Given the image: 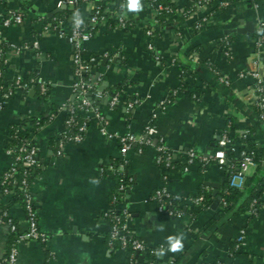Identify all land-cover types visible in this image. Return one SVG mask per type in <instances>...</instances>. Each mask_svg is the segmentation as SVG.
Returning a JSON list of instances; mask_svg holds the SVG:
<instances>
[{"label":"crops","instance_id":"0c3cea01","mask_svg":"<svg viewBox=\"0 0 264 264\" xmlns=\"http://www.w3.org/2000/svg\"><path fill=\"white\" fill-rule=\"evenodd\" d=\"M55 1L0 0V13L9 16L19 11L23 17L20 23L7 27L0 23V46H5L6 56L0 65L3 81L32 76L47 83L44 97L36 96L33 86L26 92L17 91L1 105L0 176L10 162L5 153L10 125L55 109L29 136L39 162L29 192L38 229L47 239L44 243H19L15 264H146L149 257L153 264H264V185L260 204L251 211L235 209L220 214L215 207L200 210L185 200L200 192L213 197L215 186L220 193L227 177L215 162L185 163L187 151L210 155L222 133L229 137L236 156L244 135L255 146L264 147V122L257 116L254 89L258 84L264 90V51L256 50L254 35L258 20L264 21V0L256 6L252 0L232 3L194 30L193 23L204 12L198 9L163 27L150 39V50L144 34L150 8L139 0L140 9L130 10L129 0H123L122 11L129 25L98 26L82 44L85 54L96 57L87 82L102 95L96 99L89 94V101L91 111H98L106 121V133L139 135L154 114L155 136L173 158V166L165 170L155 163L150 145L140 152L133 147L125 154L124 173L130 181L116 208L130 213V231L145 247L132 260L123 250L107 245V223L102 217L111 207L115 187L112 174L105 171L118 158L116 139L101 134L98 120L88 111L83 114L89 124L81 141L64 143L60 155L55 154L51 142L63 127L62 106L78 95L72 89L71 47L64 36L48 28L57 16ZM171 1L181 9L191 0ZM85 12L84 5L78 8L79 17ZM245 25L251 26L249 32L235 31ZM61 26L68 29V16ZM262 37L264 44V32ZM223 41L227 42V55L221 49ZM23 44L28 47L17 52L9 48ZM110 95L118 98L112 106ZM132 97L136 102L126 108L124 102ZM162 173L167 176L164 184ZM246 176L261 179L264 158L249 167ZM162 184L178 200L180 216L158 212L150 200L153 190ZM7 212L18 230H24L20 204H10ZM240 229L244 243L232 253ZM180 235L182 249L170 251L168 237ZM9 245L7 228L0 225V264Z\"/></svg>","mask_w":264,"mask_h":264},{"label":"built area","instance_id":"2783aa9c","mask_svg":"<svg viewBox=\"0 0 264 264\" xmlns=\"http://www.w3.org/2000/svg\"><path fill=\"white\" fill-rule=\"evenodd\" d=\"M6 1V0H3ZM99 3L93 2V0H56L55 8L59 9L62 6L69 7L72 9L71 12L67 15L69 18L68 29H63L64 19L62 17L54 16L52 18V25L49 26L52 31L57 33L59 36H64L67 42L71 47V63L73 66V76L74 81L72 83L73 91H77L78 95L75 100L78 101V108L82 110L83 114L91 111V104L89 101V94H92L96 99L100 98L102 93L93 88L87 82V74L89 73L90 66L95 62L96 57L90 54H85L82 44L88 41L94 34L98 26L107 25V19H115L116 22L111 28H125L128 26L127 20L125 19L122 11V2L116 3V0H98ZM153 1V0H152ZM241 1V0H235ZM254 6L257 5V1L252 0ZM189 6H187L186 17L195 12L198 9H202L204 12L201 16L193 23V29H200L207 21H210L215 12L214 8H227L232 2L229 0H191ZM84 5L86 7V12L83 17H79L77 5ZM115 4H118L120 9L118 13L113 14V8ZM149 7L150 5L147 4ZM150 8V7H149ZM153 14H159L161 11H170L169 7L161 5L159 3L154 4ZM181 9L176 8V14H179ZM22 13L19 11H14L9 16L3 15L0 13V23L2 27H7L11 24H18L22 21ZM156 19L151 15L150 23L144 28V34L148 38V43L146 45L147 49H151L150 36L154 30V25H156ZM264 26V21L258 20L256 29ZM109 27V26H108ZM47 28V26H46ZM256 50L258 52L264 51L263 37L256 36L255 38ZM34 46V45H33ZM28 46L26 44L20 46H11L9 48L14 52H17L19 49H25ZM222 52L227 55L228 47L227 42L223 41L221 46ZM5 48L0 50V65L5 63ZM86 75V76H85ZM226 82L225 80H222ZM37 86L39 94H44L47 90V83L37 79L36 77H30L27 80H23L21 77L16 76L12 79L11 82L5 83L2 80V72L0 69V107L11 95L17 91L26 92L33 87ZM256 91V106H257V116L264 122V90L260 85L256 84L254 86ZM74 101V100H73ZM118 101L117 95H110L109 105L112 106ZM136 102V99L132 97L124 102L126 108H130ZM70 102L65 103L62 106V109H67L69 117L64 119L63 126L64 128H75V132L71 135H65L64 139L57 140L55 144V154H61V148L66 142H79L82 140L85 130L87 128L86 120L87 117H84L79 124L73 125L72 117V106ZM161 105V104H160ZM93 116L99 122V131L101 134L111 138L114 137L118 144V160L119 162L114 165H108L107 169L111 174L124 173L125 165V154L131 149L135 148L138 152L142 150V145H150L154 148L155 151V163L162 169L168 170L173 166V158L171 152L167 149L164 143L160 138L155 136V128L152 124L151 119L154 117V114L151 115V119L143 128V131L139 135L132 133H124L122 135L113 136L110 133H106L105 124L103 116L98 113V111H91ZM70 128V129H71ZM64 133V130H61ZM64 140V141H63ZM230 150L233 151V146L230 145V139L225 134L222 133L219 135L216 145L212 153L208 156L198 155L193 150L186 152L185 163L190 164L194 161L199 162L201 165H204L210 161L215 162L219 167L222 168L226 163V152ZM5 153L9 156L10 162L8 167L2 172V178L0 180V185L4 183L8 178H12L15 173L16 168L21 167V177L18 181L19 187L22 191V211L25 218V229L22 231L18 230L17 225L12 221V218L8 215L7 211L0 212V225H4L7 228L8 233H14V239L10 243L5 256L2 258L4 264H15L16 255H17V245L26 241H35L38 243H44L46 241V235L39 231L37 226V217L35 212V203L29 192V180H27V175L30 169L39 165L37 159V150L29 138H21L18 145H7L5 148ZM239 156V165L234 170L230 171L227 174L226 182L228 187L235 189H242L243 180L246 176L247 170L249 167L253 166L255 163L252 161L251 157L246 153L244 149L238 151ZM166 174L162 173L161 180L162 183L166 181ZM118 185L115 186L113 193L110 198L111 207L109 210L102 213L104 221L107 223V245L109 247H114V244L118 246L116 248L124 251L128 247L131 251L130 260L133 259V255L140 251H144L145 247L141 240H139L134 235H131L129 228L130 213L125 208L117 209V205L120 202V197L123 196L128 185L124 184L119 180ZM130 178H127L129 183ZM13 183L17 184L16 181ZM153 190L150 195V200L154 202L156 210L158 212L164 213L170 217H178L182 214L181 210L174 208L172 206V200L176 197L172 196L166 189L164 185ZM4 196H10L12 194L11 190L6 188L2 189ZM201 196L188 197L185 200L190 202L193 206H198L201 201ZM220 200V196L215 201V207L217 206ZM214 198L210 204L212 207ZM258 199L254 197L250 203L253 206ZM119 210V214L116 212ZM115 211L116 213H111ZM244 232L242 229L238 231V234L233 243V250H237L241 245H243V235ZM264 253V246H263ZM146 264H153L151 261H147Z\"/></svg>","mask_w":264,"mask_h":264},{"label":"trees","instance_id":"16d2710c","mask_svg":"<svg viewBox=\"0 0 264 264\" xmlns=\"http://www.w3.org/2000/svg\"><path fill=\"white\" fill-rule=\"evenodd\" d=\"M146 4H149L150 6V11H151V15H153V17L156 19V26L158 29H155L152 31V34L150 36V39L155 36L156 34H158V32H160V30L169 25V24H173L176 21H180L182 19H184L186 17V11L188 10L187 7L182 8V10L180 11L179 14H176L175 10L176 7L173 4V2L171 0H143ZM232 3H236L235 0H229ZM93 2L99 3L98 0H93ZM122 0H116V3H121ZM159 3L161 5L167 6L169 7L170 11H161L159 12V14H153V6L154 4ZM191 3V2H190ZM77 8L81 7V5H77ZM113 14L114 13H118L119 12V8H118V4H115L114 8H113ZM72 9L69 8H59L55 14L58 17H62L64 20L67 19V15L71 12ZM214 12L215 15H220L224 12V8H214ZM116 20L115 19H107V25L113 26L115 24ZM127 24L129 25V21H127ZM264 32L263 27L259 28L258 30L256 29L254 35L255 36H262ZM5 46H0V50L4 49ZM86 76V75H85ZM32 77V76H30ZM28 77V78H30ZM28 78H24L23 80H27ZM3 80V79H2ZM36 87L35 90V94L38 97H44V94H39L38 90H37V86L33 85ZM109 94V92H107ZM92 98V97H91ZM71 106H72V117H73V125H77L79 124L82 120H84L83 118V112L82 110H80L77 106L78 101L74 100L70 102ZM55 109L50 110L49 113H47L46 115H38L36 117H26L24 119H21L19 122L10 125L9 127V135H8V142L7 145H18V143L20 142L21 138H29L30 134L35 133L39 130V128L54 114ZM62 112L64 114V119L69 117V113L67 111V109H62ZM89 121L86 120V125L88 126ZM71 128V127H70ZM64 128V126L62 127L61 130H64V133L61 132V130L55 135V137L52 139V144L55 145L57 143V140L59 139H64L63 137L65 135H71L72 133L75 132V128ZM251 134V133H249ZM250 136V135H249ZM64 141V140H63ZM242 142L243 144L238 146L236 148V152H237V156L235 155L236 153H234V151H230L228 150L226 152V163L225 165L222 166V169L224 170V172L226 174H228L230 171L234 170L235 168L238 167L239 165V156H238V151L244 149L246 151V153L251 157L252 161L259 165L260 162L263 160L264 158V147H257L254 145L253 140L250 137H247L246 135H244L242 137ZM231 146L232 143H230ZM142 148L144 147V145L141 146ZM119 162L118 159H114L111 164L116 165ZM126 165H124V170H125ZM21 167L16 168L15 173L13 174L12 178H8L6 181H4L3 184L0 185V198L3 197L4 202H2L3 199H0V212L2 211H7V208L10 204L17 202L20 204V206L22 205V191L19 187V180L21 177ZM39 170V165L30 169L27 175V180H31L38 172ZM109 171H105V173H108ZM110 173V172H109ZM2 176V175H1ZM0 176V180L1 177ZM112 177L114 179L115 182V186L118 185V182H120L119 180H121L122 183H124L125 185H128L127 182V175L125 173H114L112 174ZM13 181H16L17 184L13 183ZM264 185V176L261 177V179H255L253 177H248L245 176L244 180H243V185H242V189H235V188H230L227 185V182L224 183V185L221 188V191L219 193L220 196V200L217 204V206L215 207V210L217 209V212H219L220 214L223 213H227L231 210H237V211H251L254 207H257L260 204V201H257L253 206L250 205L252 199L254 197H256L258 199L262 188ZM259 187V188H258ZM6 188L8 190L12 191V194L10 196H4L2 193V189ZM115 188V187H114ZM195 196H201V201L200 204L198 205V209L202 210V209H207L210 207V204L213 200V197L210 196L208 193L206 192H200L196 195H193L191 197H195ZM122 199V197H120V200ZM176 199L172 200V206L177 209L180 210V207H178ZM119 214V210L116 211ZM115 211L111 212V213H116ZM8 213V212H7ZM12 221L15 223L14 219H12ZM9 235V243L12 242V240L14 239L15 234L14 233H8ZM131 235H133L131 233ZM232 245V244H231ZM118 245L114 244V248H116ZM233 247V245H232ZM232 250V248H231ZM124 252L126 254V256L128 258H132L131 254L132 251L126 247L124 249ZM232 253H235L234 250L231 251ZM151 261L152 262V257H149L148 262ZM2 264H4V262L2 261ZM168 264H174V262L168 263Z\"/></svg>","mask_w":264,"mask_h":264},{"label":"clouds","instance_id":"9594fccd","mask_svg":"<svg viewBox=\"0 0 264 264\" xmlns=\"http://www.w3.org/2000/svg\"><path fill=\"white\" fill-rule=\"evenodd\" d=\"M129 8H130V10H139L140 9L139 0H129ZM93 182L95 183L96 181H93ZM182 239H183L182 235H180V236H169L168 237V242L170 245L169 250L172 252L180 251L183 247Z\"/></svg>","mask_w":264,"mask_h":264},{"label":"water","instance_id":"95a60500","mask_svg":"<svg viewBox=\"0 0 264 264\" xmlns=\"http://www.w3.org/2000/svg\"><path fill=\"white\" fill-rule=\"evenodd\" d=\"M251 29V26H247V25H245V26H243V27H240V28H237V29H235V31L236 32H240V33H247V32H249V30ZM262 55L264 54V52L263 53H261ZM217 185L215 186V190L213 191V193H212V195H213V198H214V201H213V204H212V208H214L215 207V204H216V200L218 199V197H219V192L217 191Z\"/></svg>","mask_w":264,"mask_h":264}]
</instances>
